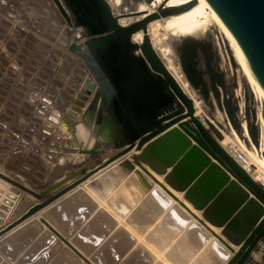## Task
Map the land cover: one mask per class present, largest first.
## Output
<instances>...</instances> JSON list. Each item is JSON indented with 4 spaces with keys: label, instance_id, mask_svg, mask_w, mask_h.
I'll use <instances>...</instances> for the list:
<instances>
[{
    "label": "water",
    "instance_id": "obj_1",
    "mask_svg": "<svg viewBox=\"0 0 264 264\" xmlns=\"http://www.w3.org/2000/svg\"><path fill=\"white\" fill-rule=\"evenodd\" d=\"M52 1L68 25L71 24L70 14L75 19L74 28L83 25L90 28L85 36V46L98 91L84 115L86 128L93 135L87 140L95 137L110 143V147L108 144L103 146L112 148L114 153L92 167L88 157L100 148L92 150L88 144L87 148L79 150L80 155L87 157V162L41 191L0 172L1 180L37 201L1 228L0 237L37 217L51 204L118 161L130 170L139 166L209 231L231 254H226L225 264H264L263 184L253 179L221 145L223 125L215 126L209 120L202 121L195 116L193 99L169 71L148 34L149 23L186 11L196 1L170 8L163 5L151 13L132 10L121 17H144L127 25L119 22L107 0ZM207 1L245 54L264 99V0ZM140 31L144 36L138 43L133 36ZM177 54V62L191 89L208 107L215 101L218 109L225 112L230 125L240 132L239 116L242 114L238 100L227 93L225 76L214 60L210 44L186 37ZM231 62L236 67L233 57ZM250 101L253 107L251 111L245 109L244 116L248 120L252 117L250 137L257 145V109L252 95ZM96 109H102L103 118L93 121ZM147 166L163 176L173 190L183 193V199L201 216L160 183ZM54 171L53 166L50 174ZM19 191L16 192L19 200L25 201ZM42 222L84 258L47 221L42 219ZM210 226L219 228L220 234ZM259 252L260 260L253 263V253Z\"/></svg>",
    "mask_w": 264,
    "mask_h": 264
},
{
    "label": "rangeland",
    "instance_id": "obj_2",
    "mask_svg": "<svg viewBox=\"0 0 264 264\" xmlns=\"http://www.w3.org/2000/svg\"><path fill=\"white\" fill-rule=\"evenodd\" d=\"M130 11L131 9L127 10ZM80 39L75 28L68 25L50 0H0V171L22 184L25 181L18 175L38 169L39 158H44V163L47 164L53 162L58 153L59 158H66L62 159L65 161L61 162L62 165L57 159L58 165L56 163L54 166V173H49L51 177L59 170L63 174H70L87 161L86 156L79 154V149L83 148L81 141H84L79 135V129L85 128L87 135L93 136L91 130L86 128L84 119L92 100L90 92L86 93L87 89L80 87L84 77L79 66ZM90 74L93 83L91 89H95L98 85L93 74ZM54 100L56 101L53 102ZM76 139L80 141V145L72 146L67 142L76 143ZM62 144H65L66 151L61 153L59 150ZM232 146L236 149L235 144ZM97 148L100 151L88 157L93 167L114 153L112 149L110 153L103 145ZM25 154L35 161L25 160ZM72 161L75 162L73 165ZM1 181L0 189L3 191L0 190V196H5L0 197V215L4 217L5 210L8 209L5 205L9 207V197L15 198L13 189H17ZM53 183L55 181L52 178L45 187L48 188ZM20 194L25 201L33 199L25 193ZM24 204L22 199L19 200L14 218L18 217ZM162 211L161 208L163 222L166 221L163 217L167 216V211ZM2 220L0 217V229ZM180 231L182 230L172 228L174 234H179ZM127 232L133 237L138 236L129 228ZM144 233L149 232L145 230ZM149 241L140 237L133 241V246L145 245L152 252ZM163 245L167 250L168 242ZM158 258L161 264H168L166 254H161Z\"/></svg>",
    "mask_w": 264,
    "mask_h": 264
},
{
    "label": "crops",
    "instance_id": "obj_3",
    "mask_svg": "<svg viewBox=\"0 0 264 264\" xmlns=\"http://www.w3.org/2000/svg\"><path fill=\"white\" fill-rule=\"evenodd\" d=\"M198 115L196 113V116ZM77 143L73 142L72 146L80 145V142ZM88 144L87 141H81L83 148L80 149L87 148ZM65 147V144H62L60 150L59 147L57 149L62 153L66 151ZM59 155L58 153L56 159L48 164L44 163V158H39L38 169H33L28 173L24 172L18 177L25 181L26 186L35 191L46 189L45 185L48 181H52V178L56 182L65 175L59 170L54 176H49L50 169L56 166L57 159V162L61 163L65 158H59ZM24 156L25 160L35 161V159L27 158V154ZM128 160L134 162L131 158ZM74 163L72 161V165ZM121 165L118 163L113 166V169H116L113 175L121 170L119 169ZM132 170L126 179L120 178L119 181L120 183L122 180L126 184L131 183L133 187L138 188L140 194L135 197V203H128L130 212L123 218V221L112 214L108 201L105 203L101 199L99 201L91 195V192L89 193L87 187L85 189L84 187L76 188L77 190H73L74 192L68 193L69 195H65V198L62 197L47 207V210H43L37 216L39 218L34 217L27 220L29 224L26 221L24 222L26 224H21V227L19 225L18 229H13L10 234L7 233L0 237V264H89L88 262L91 264H161L158 258L161 254H166L168 264H225L228 260L226 254L230 252L190 214L184 212L177 202H172L165 210L167 216L163 219L166 221L162 222V207L154 194L158 189L156 184L137 168L133 172ZM152 174L162 181L161 177ZM140 179L154 187L144 191ZM103 180H105L104 176L93 180L94 182L91 181V188L100 191L101 185H105ZM58 190L60 189L56 191ZM13 191L17 194V190L13 189ZM26 202L24 204L26 207H22L23 210L17 215L18 217L37 201L31 199ZM188 206L192 208L190 204ZM176 213L178 218L175 216ZM198 215L201 216V213L199 212ZM42 219L47 221L88 262L49 229ZM127 228L139 237H133L127 232ZM172 228L182 231L174 234ZM145 230L149 233H144ZM216 232L220 234L221 230ZM140 237L145 241L150 240L148 245L152 246V252L145 245L133 246V241H137ZM165 242H168L167 250L164 249ZM235 249L238 248L235 247ZM260 256V252L253 253V263H257Z\"/></svg>",
    "mask_w": 264,
    "mask_h": 264
},
{
    "label": "bare ground",
    "instance_id": "obj_4",
    "mask_svg": "<svg viewBox=\"0 0 264 264\" xmlns=\"http://www.w3.org/2000/svg\"><path fill=\"white\" fill-rule=\"evenodd\" d=\"M50 1L52 2L55 9L58 11L55 3L52 0H50ZM107 1L109 2L110 6H111V9H112L114 15L119 17V22L122 25L130 24V23L144 17V15L139 16V17H121L124 14H129L132 10H135V9L138 10L139 12L140 11H148L149 13H151L163 5L167 8H170V7L184 6V5L192 3L193 1H196L195 5H193L191 8H189L186 11L176 13V14H172V15H169L166 17H161L160 19H157V20L149 23L148 34L150 36V39H151V42L153 44L154 49L157 51V53L159 54L161 59L164 61L167 68L169 69V71L177 79L179 84L182 86L183 90L193 99L194 106L196 109V113L199 114L197 117H199L202 121L207 119L212 124H214L215 126H217V124H222L223 129L221 130V134L223 136V139L221 141V145L229 153H231L233 155L235 160L250 174V176L253 177V179L264 184V177H263V174H264V116H263L264 99H263L260 87L258 85V82L256 80V77L253 73L252 67L249 64V61L247 60L245 54L243 53L242 49L240 48V46L237 43V41L235 40V38L229 32V30L227 29V27L225 26L223 21L216 14V12L212 9V7L208 3V1L207 0H134L135 4H134L133 0H107ZM128 9H131V11L127 12ZM69 16L71 17V24L70 25H71V27L74 28L75 27V25H74L75 19L70 14H69ZM89 30H90V28L87 25H83L81 27L75 28V32H76L77 37L81 38L80 42L82 41L81 46L78 48L79 55L81 58V61L79 62V66H80V69L84 72V74H83L84 77L82 78L83 82L81 83L80 87L83 89H87L88 92H86V93L90 92L91 100L94 102V100L96 98V92L98 91V86H96L95 89H91V86H93V85H91L93 83L91 80L92 75L90 74L92 72V68L90 67L91 65L89 63V60L87 61V58L90 56H89L88 50L85 46V41H86L85 36ZM143 36H144V34L142 31L136 33L133 36L134 41H137L138 43H140L143 40ZM186 37H191L193 39L202 40V41L208 42L210 44V46H211V48L215 54L214 60L218 64L220 72H222L225 76V87L227 89V93L232 94L233 98L238 100L239 111L242 114L239 116L240 123L242 124V128H241L240 132H238L236 129H234L230 125L225 112H222L218 109L215 101H214L212 107H208L207 105H205L202 102V99L191 89L188 82L185 80V77L182 74V71L180 69L179 63L177 62V59H178L177 49L180 46L182 40ZM39 50H41V49H39ZM41 51H43V50H41ZM231 57L234 58V60L236 62V67H233L232 62H231ZM242 79H244L245 83H243ZM39 84H40V81H39ZM245 84H246V86H245ZM47 87H48V85H47ZM84 91H83V93H84ZM250 95H252L254 97V100H255L254 107H256V109H257V123H256L257 130H258V144L257 145L254 143V140L250 137V131H251V127H252V117L248 120L244 116L245 109H248L249 111H251V109L253 107V105L250 101ZM47 99H48V97H47ZM55 101L56 100H54L53 102H55ZM57 102H58V100H57ZM97 107H98V105H97ZM101 110L102 109H99V111H98V109H96L95 114L93 116V121H98V120H101V118H103ZM196 113H195V116H196ZM105 125L108 126V123ZM64 129L66 130V128H64ZM62 133H64V132L62 131ZM60 134H61V132H60ZM79 135L81 136V138L84 141L88 137L87 131L85 130V128H82V127L79 129ZM67 142L70 145L69 141H67ZM76 142L79 143L80 141L78 139H76ZM87 142L89 143V147L92 150H94V149L97 150V146H99V145H103V144L109 145L110 144V143H105V142L103 143V141H100L99 138L97 139L95 137L88 138ZM232 144H235V146H236V149L234 148L235 150L233 149ZM109 147H110V145H109ZM107 149H109V152L111 153L112 148L111 149L107 148ZM63 162L65 163V161H63ZM117 162L112 163V165H109L105 169L101 170L99 173L95 174L92 178L87 180L85 183L78 186L77 189L83 188V187L85 189V187H87V189L89 190V193L91 192V195H93L94 197L99 199V201H100V199L104 203L106 201H108L109 209L112 212V214L116 218H118L120 221H123L124 220L123 218H125V216L128 215V213L130 212V210L128 209V206H127L128 203H130V204L135 203L136 202L135 197H138L140 193L138 192L137 187H133V185L131 183L126 184V182L123 181L124 179H126V177H128L130 169L121 165L119 167V169H121V170L120 171L118 170V173L113 175V171L116 170V169L115 170L113 169L114 168L113 166L118 164ZM58 163H60V162H58ZM61 165H62V163H61ZM94 165H95V163H94ZM136 168L138 169V171H141L144 174H146L139 166H135V168L132 170V172ZM146 168L151 173H154L155 175L161 177L162 181H160L157 177L156 178L160 183L165 184L166 187L170 191H172L179 199H181L188 206L186 201L183 199V193H179V192L173 190L171 188V186L165 181L163 176L156 174L148 166ZM0 172H2V171H0ZM103 176L105 177V180H103L105 182V185H101V190L99 191V190H96L94 188H91L92 187L91 183L94 182L93 180H95V179L98 180L99 178H102ZM120 178L123 179L121 183L119 181ZM150 179L154 184H156V186L158 188V189H156V192H154V194L156 195V198L160 201V205L162 207V210L163 211L167 210L169 208V206L171 205V203L176 202V201L171 196H169V194L164 189H162L161 186L157 182H154V180L152 178H150ZM140 183L142 184L144 191H147L148 189L150 190L154 187L153 185L152 186L148 185L144 180H141V179H140ZM2 184H3V182H2ZM8 185H7V188H8ZM5 186H6V183H5ZM77 189H74V191ZM84 189H81V190H84ZM0 190H2V189H0ZM19 192H21V191H19ZM21 193H23V192H21ZM70 194H71V192H70ZM2 195H4V194H2ZM18 197H19V195H17V194H16L15 198L9 197L10 200L9 199L8 200L10 202L9 201L8 202L10 203V205H9V207L5 205V207L8 208V209L5 208L6 209L5 214H4L5 216L3 217V216H1L2 214L0 215V217H2V219H3L2 220V223H3L2 228L7 226L8 224H10L12 221L15 220L16 216L14 218V212L16 211V209H17L16 207L19 203ZM63 198H65V197H63ZM24 202H26V201H24ZM103 202H102V204H103ZM26 203H28V202H26ZM178 205H179V203H178ZM21 206H22V204H21ZM179 206L183 209L184 212L188 213L187 210L184 209L181 205H179ZM24 207H26V206H24ZM189 208L193 212H195L197 215L199 214V212L198 211L196 212V210H194L193 207L192 208L189 207ZM21 210H23V209H21ZM188 215H189V213H188ZM175 216H176V218L179 217L177 213L175 214ZM37 218H39V217H37ZM23 224H26V223H23ZM28 224H29V222H28ZM19 227H21V225ZM23 227L24 226H22V228ZM16 228L18 229V227H16ZM210 228L212 230H214L215 232L220 231L219 228H215L212 226H210ZM9 234H10V232H9Z\"/></svg>",
    "mask_w": 264,
    "mask_h": 264
},
{
    "label": "built area",
    "instance_id": "obj_5",
    "mask_svg": "<svg viewBox=\"0 0 264 264\" xmlns=\"http://www.w3.org/2000/svg\"><path fill=\"white\" fill-rule=\"evenodd\" d=\"M264 185V184H263ZM1 225H2V223H1Z\"/></svg>",
    "mask_w": 264,
    "mask_h": 264
}]
</instances>
